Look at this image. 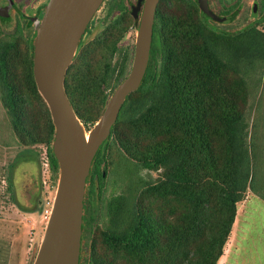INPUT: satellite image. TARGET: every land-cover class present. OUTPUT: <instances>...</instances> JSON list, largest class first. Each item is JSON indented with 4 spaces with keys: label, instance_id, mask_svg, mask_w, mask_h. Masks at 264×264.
Instances as JSON below:
<instances>
[{
    "label": "trees",
    "instance_id": "16d2710c",
    "mask_svg": "<svg viewBox=\"0 0 264 264\" xmlns=\"http://www.w3.org/2000/svg\"><path fill=\"white\" fill-rule=\"evenodd\" d=\"M133 26L131 16L114 21L80 46L67 70V94L88 130L130 71L134 47L122 40ZM33 57V41L0 31V147L44 145L58 173ZM254 90H264L263 30L220 35L161 3L144 81L93 162L80 264H219L238 204L249 190L264 197L256 174L264 94ZM20 161L0 162V201L22 207ZM0 264H8L2 240Z\"/></svg>",
    "mask_w": 264,
    "mask_h": 264
},
{
    "label": "water",
    "instance_id": "95a60500",
    "mask_svg": "<svg viewBox=\"0 0 264 264\" xmlns=\"http://www.w3.org/2000/svg\"><path fill=\"white\" fill-rule=\"evenodd\" d=\"M201 1V9L206 3ZM104 0H50L36 22L33 72L55 127L52 151L59 180L52 212L33 264H80L84 205L93 162L110 138L121 109L142 85L151 55L154 19L159 0H141L134 8L136 41L131 68L110 95L98 121L88 130L77 115L65 87L85 30ZM221 32V31H220Z\"/></svg>",
    "mask_w": 264,
    "mask_h": 264
},
{
    "label": "rangeland",
    "instance_id": "374dc122",
    "mask_svg": "<svg viewBox=\"0 0 264 264\" xmlns=\"http://www.w3.org/2000/svg\"><path fill=\"white\" fill-rule=\"evenodd\" d=\"M106 7L107 5L103 10ZM259 29L264 31V25ZM136 34L137 31L131 29L123 38L122 44H134ZM253 94L263 95L264 90H254ZM0 111L2 112L1 102ZM261 114L258 144L264 147V99ZM21 149L0 147V162L3 161V164L16 156L21 158L14 170V181L16 196L22 207L6 199L0 201V240L4 243L8 264H33L46 230L48 211L53 205L59 180V172L52 171L46 146H38L29 151ZM261 158L256 165L260 190L264 183V156ZM151 174L152 178L158 176V173ZM30 175H37L41 182L39 196L35 194L38 190L36 187L26 189L28 182L29 186L35 185V177L27 180ZM111 191L112 187L109 188V192ZM219 264H264V197L260 192L249 190L244 201L238 204L237 218Z\"/></svg>",
    "mask_w": 264,
    "mask_h": 264
},
{
    "label": "flooded vegetation",
    "instance_id": "af4514ba",
    "mask_svg": "<svg viewBox=\"0 0 264 264\" xmlns=\"http://www.w3.org/2000/svg\"><path fill=\"white\" fill-rule=\"evenodd\" d=\"M49 1L0 0V31L13 35H23L25 38L33 41L36 35V22L42 19L45 7ZM165 1L170 6L183 10L186 9L192 14V18L196 16L207 29L224 36L237 37L249 32L253 28H260L264 25V0H203L206 3V10L204 12L201 9L200 0H159L154 19L152 44L159 5ZM138 2L139 0H104L88 24L79 44L78 51L81 45L89 43L99 36L118 19H125L131 16L134 21V26L131 29L136 30L137 25L133 11ZM144 4L145 0H141L140 9L138 10L139 17ZM105 5L107 7L103 10ZM132 45L135 48V43Z\"/></svg>",
    "mask_w": 264,
    "mask_h": 264
},
{
    "label": "crops",
    "instance_id": "0c3cea01",
    "mask_svg": "<svg viewBox=\"0 0 264 264\" xmlns=\"http://www.w3.org/2000/svg\"><path fill=\"white\" fill-rule=\"evenodd\" d=\"M35 177V178H34ZM31 178H34L35 180V185L34 186H29V182L26 184V189H33L34 187H36L38 190H36V193L38 196L40 195V191H39V188H40V185H41V182L40 180L38 179L37 175H30L28 176L27 180L31 179Z\"/></svg>",
    "mask_w": 264,
    "mask_h": 264
},
{
    "label": "built area",
    "instance_id": "2783aa9c",
    "mask_svg": "<svg viewBox=\"0 0 264 264\" xmlns=\"http://www.w3.org/2000/svg\"><path fill=\"white\" fill-rule=\"evenodd\" d=\"M48 158H49V157H48ZM49 159H50V158H49ZM52 206H53V205H52ZM51 212H52V207H51V209L48 211V216H47L48 220H49V218H50Z\"/></svg>",
    "mask_w": 264,
    "mask_h": 264
}]
</instances>
